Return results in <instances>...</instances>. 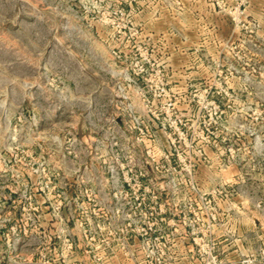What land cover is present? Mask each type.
Here are the masks:
<instances>
[{
	"label": "rangeland",
	"instance_id": "1",
	"mask_svg": "<svg viewBox=\"0 0 264 264\" xmlns=\"http://www.w3.org/2000/svg\"><path fill=\"white\" fill-rule=\"evenodd\" d=\"M0 264H264V0H0Z\"/></svg>",
	"mask_w": 264,
	"mask_h": 264
}]
</instances>
